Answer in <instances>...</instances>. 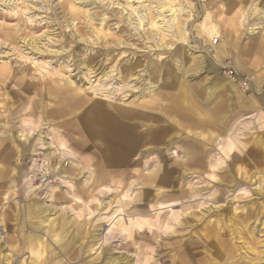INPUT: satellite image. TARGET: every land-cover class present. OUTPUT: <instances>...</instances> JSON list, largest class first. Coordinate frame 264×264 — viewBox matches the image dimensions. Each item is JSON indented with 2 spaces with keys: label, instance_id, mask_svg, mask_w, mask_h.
I'll return each instance as SVG.
<instances>
[{
  "label": "rangeland",
  "instance_id": "rangeland-1",
  "mask_svg": "<svg viewBox=\"0 0 264 264\" xmlns=\"http://www.w3.org/2000/svg\"><path fill=\"white\" fill-rule=\"evenodd\" d=\"M253 1L0 0V264H178L191 254L264 264V32L240 26ZM170 5L185 35L164 11L172 27L163 44L150 22ZM129 64L135 78L124 77ZM112 68L123 78L106 76ZM97 107L133 113L131 154L121 155L115 128L85 126ZM190 147L200 163L189 162ZM159 164L189 172L151 180ZM65 165L67 182L57 179ZM175 190L183 197L167 195ZM33 200L55 212L56 235L32 225ZM167 213L179 220L169 226ZM139 221L141 234L129 226ZM29 232L44 239L29 247Z\"/></svg>",
  "mask_w": 264,
  "mask_h": 264
},
{
  "label": "bare ground",
  "instance_id": "bare-ground-1",
  "mask_svg": "<svg viewBox=\"0 0 264 264\" xmlns=\"http://www.w3.org/2000/svg\"><path fill=\"white\" fill-rule=\"evenodd\" d=\"M139 1V0H138ZM170 2L172 0H169ZM263 0H254L252 3H250L240 14V26L243 27V29H246L250 34H252L253 32H255L256 29H259L257 30L256 32H264V7L262 5V2ZM264 2V1H263ZM163 4V3H162ZM134 11L137 10V7H132ZM164 11H167V12H170V15L171 16H174V19L175 17H177V20H176V23H175V26H176V35L179 39L183 40V37L185 35V29H184V26H185V21L183 20H180L179 16L175 14L176 12V8L173 7V5H170L168 6L167 8H163V10H160L159 11V14H158V17L159 19L156 20L155 18L152 19V21L150 22V25L152 28H155L156 30H158V34L160 36V41H162L163 44H165L166 42V38H167V35L169 34V30L170 28L172 27V24H168V21L166 18L167 15L164 14ZM179 11L181 12V9H179ZM253 16H256L259 21L258 22H250V17L252 18ZM131 17V16H130ZM131 23H134L133 20H131ZM215 27V25H214ZM214 27H209L206 29V31L208 32V34L212 35L214 34L215 31V28ZM175 33L173 35H175ZM217 34V32H216ZM263 36V35H262ZM264 38V37H263ZM27 40V39H26ZM23 41V40H21ZM34 41V40H33ZM35 42V41H34ZM31 43H33L31 41ZM38 44V43H37ZM34 45L36 47V49H39V45ZM161 44L160 46L162 47ZM22 45V44H21ZM27 45V44H26ZM167 44L165 46H163V49L166 48ZM26 47V46H25ZM28 47V46H27ZM26 47V48H27ZM45 47V46H43ZM47 47V46H46ZM23 48V47H22ZM29 48V47H28ZM33 48V47H32ZM41 49V48H40ZM34 49H32V52ZM46 50V48L44 49ZM43 50V51H44ZM49 50V49H48ZM162 50V49H161ZM38 51V50H37ZM40 51V50H39ZM42 51V50H41ZM57 52V51H56ZM55 52V53H56ZM38 53V52H37ZM40 53V52H39ZM75 53V52H74ZM77 53V52H76ZM184 53L182 48L179 47L177 49V54L180 58V60L182 61L183 60V56H184ZM42 54V53H41ZM45 54V53H44ZM89 54V53H88ZM75 58V57H74ZM157 60V59H156ZM155 60V61H156ZM84 61V60H83ZM82 61V62H83ZM152 62V60H151ZM178 62V61H177ZM86 64V67L88 68V64L86 62H83ZM156 63L157 62H154V65L156 66ZM160 63V62H159ZM84 65V64H83ZM154 66V67H155ZM159 66V65H158ZM85 67V65H84ZM93 67V66H92ZM184 67V65H183ZM114 68V67H113ZM109 71L106 76H111V74H113V72L115 73V71L113 70ZM115 68H116V65H115ZM89 69V68H88ZM87 69V71H88ZM134 69L133 65L132 64H129L128 67H127V70L125 72V78H133L134 77V74L132 73V70ZM137 69V68H136ZM141 69V68H140ZM162 69V68H161ZM160 69V70H161ZM97 70V69H96ZM135 71V70H134ZM142 71V70H141ZM154 71V70H153ZM91 72V70H90ZM118 72H120L118 70ZM136 72V71H135ZM89 73V71H88ZM87 73V74H88ZM95 73V72H93ZM105 73V72H104ZM103 73V74H104ZM102 74V75H103ZM116 74V73H115ZM116 75H119L116 74ZM120 78H123V75H122V72H120ZM89 77V76H88ZM115 77V76H114ZM62 78V77H61ZM66 78V77H65ZM87 78V77H86ZM107 78V77H105ZM117 78H119L117 76ZM135 78V77H134ZM177 78V83L179 85L184 86V81H183V78L181 76H176ZM69 79H71L69 77ZM112 79V78H111ZM84 80V79H83ZM109 80V79H108ZM133 80V79H132ZM152 80V79H151ZM68 81V80H67ZM86 81V80H85ZM121 81V80H120ZM130 81V80H129ZM134 81V80H133ZM156 81V80H155ZM107 82V81H106ZM115 82V81H114ZM81 83V82H80ZM100 83V82H99ZM128 83V82H127ZM79 84V83H78ZM126 84V83H125ZM76 85V84H75ZM81 85V84H79ZM94 85V84H93ZM73 86V85H72ZM82 86V85H81ZM132 86V89H135V88H139V86ZM95 88V86H93ZM150 87V86H149ZM105 88L103 85H99L96 89L98 90H103ZM111 88V87H110ZM183 88V87H182ZM106 89V88H105ZM117 89V88H116ZM153 89V88H152ZM83 90V89H82ZM92 90V89H91ZM90 90V91H91ZM95 90V89H94ZM107 91V90H106ZM105 91V92H106ZM110 91V90H109ZM97 92V91H96ZM94 93V92H93ZM103 93V92H102ZM109 93V92H108ZM107 93V94H108ZM106 94V93H103V95ZM110 95V94H109ZM108 98V97H107ZM191 103V102H190ZM181 108V107H180ZM186 111H185V115L188 119H191V121L194 122V119L193 118H196V115H194V107L192 106H189V107H186ZM183 111V110H182ZM180 112V111H179ZM136 112H134L135 114ZM144 113H147V111H144ZM137 114V113H136ZM184 114V113H183ZM144 115V114H143ZM162 116V115H161ZM134 118L135 116H133V113L132 114H126L124 113V111L121 109V110H118V109H113V110H107V109H102V108H95L92 112H90L89 116L87 117V121H86V127L88 128H92V129H98L99 132H103L105 133L106 135H108L109 133H111L112 129L115 128L117 132V135L116 137L114 138V141L117 145H125L126 148H120L121 150V155L123 154L124 156H126L127 154H131L135 148H138L137 144H138V137L136 136V134H134L133 132V125L130 123V119L131 118ZM146 117V116H145ZM151 117V116H150ZM181 117V116H180ZM148 119V118H147ZM146 119V120H147ZM181 119V118H180ZM140 120V119H139ZM149 120V119H148ZM134 121V120H133ZM143 121V120H142ZM191 121H189L191 123ZM195 121H198L195 119ZM186 122V121H184ZM192 122V123H193ZM144 123V122H143ZM150 124V123H148ZM188 124V123H187ZM155 126V125H154ZM117 127V129H116ZM120 128V129H118ZM151 128V127H150ZM136 129V128H135ZM149 129V128H148ZM161 129V128H160ZM153 132V131H152ZM156 133V132H155ZM140 134V133H138ZM143 134V133H142ZM151 134V133H150ZM153 135V134H152ZM148 141V140H147ZM114 143V144H115ZM134 147H133V146ZM136 145V146H135ZM172 153V152H171ZM174 154V152H173ZM185 154L186 156H188V159H189V162H199L200 163V159L202 160V158H200V154L198 153V150L195 149V148H189L188 150L185 151ZM174 156V155H173ZM199 157V159H198ZM173 166V165H172ZM212 166V165H211ZM16 167L19 168L21 167L20 166V161L16 164ZM170 167V166H168ZM55 171V169H53ZM189 171H187L186 169H184L183 171H180L178 169L175 168H171V169H168V168H165L163 166H161L160 164L158 165V167L156 168V170L154 172H152L151 174V177H149L151 180L155 179L157 180V178L159 177L161 181H170L171 177L174 176L175 173H178L177 175V178H181L183 177L186 173H188ZM58 173V180L60 181H64V182H67L64 178L68 177V173H67V167L65 165V167H61V169L59 168V170L57 171ZM263 175H264V172H263ZM263 175H260V179H264ZM63 182V183H64ZM65 184V183H64ZM58 191V190H57ZM198 192V190H194V192L192 191L191 194L189 195L190 197H196L198 196L199 194H196ZM48 193V194H47ZM46 194L43 192H40L38 194L39 197H43V195L45 196H50V197H53V195L56 193H54V189L51 190L50 192H47ZM167 195L169 197H178V198H181L183 197V192L181 190H175V191H172L170 193H167ZM193 195V196H192ZM47 196V197H48ZM188 196V197H189ZM160 205H162V207H159V208H163V203H159ZM96 205V204H95ZM177 206V205H176ZM28 210L30 211V213H40V216L39 218H37L36 222L33 223L32 225L35 226V228H41V230L43 232H47V230H45L46 228L48 229V232L52 235H56L55 232H54V227L57 225L56 224V218L57 217H51V215H53L55 212H53L49 207L47 206H44V205H41L39 204L38 201H31L29 204H28ZM166 207V206H164ZM168 207V206H167ZM201 207V206H200ZM133 209V208H132ZM173 210V209H172ZM128 211V210H127ZM178 211V210H177ZM175 215V214H174ZM172 214H169L167 213V224L170 226L171 225V221L172 220H179L177 216H174ZM142 221H139L138 223L136 222V224H132L130 223L129 226L130 228H135V230L137 229V231L141 234L142 232L140 231L141 230V224ZM156 223V222H155ZM159 227V225H158ZM161 228V227H160ZM40 230V229H39ZM167 232H168V226H167ZM164 233V232H163ZM175 231H172L170 232L169 234L167 233V235H170V234H174ZM45 235V234H44ZM165 235V234H164ZM5 236V235H4ZM24 239H25V242H27L29 244V247H31V244L35 241H38V239H44V237L42 238V236H38L37 234L35 233H32V232H29L27 234H23L22 236ZM4 239V238H3ZM39 244V243H38ZM28 247V248H29ZM42 247V248H41ZM31 249V248H30ZM31 253H33L35 255V257H37V259H43V256H44V248L43 246H39V248H36L35 250H32L31 249ZM230 254L229 253H226L225 256H224V260H228L230 259ZM108 261L110 263H116V264H119V262L121 261H126L127 263H129V259H126L125 257H111L108 259ZM35 263V262H34ZM33 263V264H34ZM123 263V262H122ZM178 264H204V261L200 258H196L195 257V254H191L189 256H182L179 258L178 260ZM230 264V263H229Z\"/></svg>",
  "mask_w": 264,
  "mask_h": 264
},
{
  "label": "built area",
  "instance_id": "built-area-1",
  "mask_svg": "<svg viewBox=\"0 0 264 264\" xmlns=\"http://www.w3.org/2000/svg\"><path fill=\"white\" fill-rule=\"evenodd\" d=\"M217 41H218V40L215 39L214 43H217ZM229 74H230V76L232 77V79H233L234 81H236V82H238V83H240V84H242V85H246V83L242 81V78L239 76L238 73H235L233 70H230V71H229ZM46 180H47V176L44 175V174H42V175H41V178H40V182H45Z\"/></svg>",
  "mask_w": 264,
  "mask_h": 264
},
{
  "label": "crops",
  "instance_id": "crops-1",
  "mask_svg": "<svg viewBox=\"0 0 264 264\" xmlns=\"http://www.w3.org/2000/svg\"><path fill=\"white\" fill-rule=\"evenodd\" d=\"M264 144V143H263Z\"/></svg>",
  "mask_w": 264,
  "mask_h": 264
}]
</instances>
